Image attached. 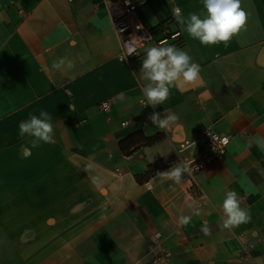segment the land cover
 <instances>
[{"label": "crops", "instance_id": "crops-1", "mask_svg": "<svg viewBox=\"0 0 264 264\" xmlns=\"http://www.w3.org/2000/svg\"><path fill=\"white\" fill-rule=\"evenodd\" d=\"M104 2L0 0V264H134L164 250L166 264H264V0H242L247 25L227 47L202 46L174 18L202 0H146L138 17L153 36L181 28L178 48L201 66L151 111L140 103L145 54L118 59ZM61 57L74 66L53 69ZM42 110L53 140L34 147L19 124ZM154 111L178 120L161 129ZM206 126L230 134L225 154L180 184L162 180L198 153ZM227 191L251 215L232 230Z\"/></svg>", "mask_w": 264, "mask_h": 264}, {"label": "clouds", "instance_id": "clouds-1", "mask_svg": "<svg viewBox=\"0 0 264 264\" xmlns=\"http://www.w3.org/2000/svg\"><path fill=\"white\" fill-rule=\"evenodd\" d=\"M203 10L200 13H191L184 17L180 8L172 10L176 21L184 28L188 35L199 41L202 46H214L224 44L227 47L234 36L246 28L249 12L242 7V0H202ZM136 37L122 43L124 52L119 57L125 61L127 57L137 54ZM71 69L74 65L67 57H61L52 63L53 69H61L64 66ZM141 79L144 81L141 92L145 100V106L155 109L162 105L171 95V88L178 86V81L193 83L200 79L201 66L193 61L189 53L183 49L170 45L167 41H161L159 46L145 49L140 68ZM121 98L124 93H120ZM148 120L161 129H166L178 120L175 114L161 117L160 112L154 111ZM19 135L21 137H32V144L38 147L40 143H51L54 135L52 116L46 111H40L39 115L31 114L29 118L19 124ZM82 147V146H81ZM94 164H87L84 171L93 170ZM185 162L175 164L168 170L159 172L162 180H171L174 184H180L184 173L188 171ZM94 184H102L98 175L91 177ZM223 227L232 230L241 224L251 221L250 212L241 207V201L235 191H227L222 204ZM194 214H199L196 209ZM191 217L182 216L180 223L187 225ZM201 231L208 235L210 229L205 226Z\"/></svg>", "mask_w": 264, "mask_h": 264}, {"label": "built area", "instance_id": "built-area-1", "mask_svg": "<svg viewBox=\"0 0 264 264\" xmlns=\"http://www.w3.org/2000/svg\"><path fill=\"white\" fill-rule=\"evenodd\" d=\"M70 1V0H69ZM146 0H105V8L110 18L111 26L116 33L118 39L117 57L123 54L124 49L122 43L130 41L136 37L137 54L127 57L125 62H129L133 58L145 54V49L152 46H159L161 41H167L170 45L179 46L182 39V29L175 28L162 33L160 37H154L152 29L138 17L140 7ZM177 7H174L175 9ZM120 60V59H119ZM145 100V98L141 99ZM111 99H106L98 103L97 107L104 113H108L111 107ZM141 103V102H140ZM144 107L151 111L149 106L141 103ZM109 118V115L106 114ZM126 122H123L125 124ZM201 146L200 150L193 157L185 161L188 171L185 173L188 178L205 168L215 159H220L226 152L230 134L213 130L210 126H206L200 131ZM170 253L166 250L160 251L145 261L134 264H166Z\"/></svg>", "mask_w": 264, "mask_h": 264}]
</instances>
